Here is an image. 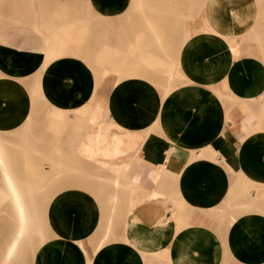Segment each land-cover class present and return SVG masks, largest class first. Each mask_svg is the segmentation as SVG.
I'll list each match as a JSON object with an SVG mask.
<instances>
[{
  "label": "crops",
  "instance_id": "1",
  "mask_svg": "<svg viewBox=\"0 0 264 264\" xmlns=\"http://www.w3.org/2000/svg\"><path fill=\"white\" fill-rule=\"evenodd\" d=\"M202 1L165 93L102 61L108 41L163 29L161 0H0V136L18 175L25 160L48 175L31 190L43 239L7 264H264V0ZM98 129L120 145L105 168L80 154Z\"/></svg>",
  "mask_w": 264,
  "mask_h": 264
},
{
  "label": "rangeland",
  "instance_id": "2",
  "mask_svg": "<svg viewBox=\"0 0 264 264\" xmlns=\"http://www.w3.org/2000/svg\"><path fill=\"white\" fill-rule=\"evenodd\" d=\"M37 3L43 2L44 0H35ZM179 1V0H177ZM85 2V1H84ZM89 1H87L88 3ZM184 6L183 9L180 10L179 13L176 15H171V19L174 20V25L172 27H176L178 29L174 31H168L165 30L168 28L165 23H168V13H170V6L172 5V8L176 7V3L172 2L170 0H161V9L160 14L156 16V20L161 23V27L163 29L161 31H155L153 30L154 26H152L150 31H144V32H131L129 33V37H126L123 42H118L119 47L113 49L111 48L114 43L112 41H108L107 44L108 47L105 48V51L102 53V61L103 59H107L108 57L111 59L114 58V61H123L126 64V71L128 70V67L130 70L135 71L137 74H140L146 78H149L150 81H154L158 86L163 88V91L165 93H168L170 88L173 86L174 82L178 79L177 77V56L179 52V48L181 45V38H185L186 33H182V28H184V25L186 22L192 23L196 21L197 14L201 9V5L203 3L202 0H183ZM86 4V2H85ZM89 4V3H88ZM178 7V6H177ZM156 10H159L158 6L156 7ZM138 12V11H137ZM146 16V23L152 24L149 20V15ZM112 33L117 34L118 36L121 35V32H106V34L112 35ZM125 34V33H123ZM49 40V39H48ZM50 41V40H49ZM55 41V42H54ZM57 38H55L52 42L54 43V46L57 45ZM136 46V47H135ZM124 47V48H123ZM52 54V52H51ZM47 57V59H51L52 56ZM112 58V59H113ZM109 59V60H110ZM142 59V60H141ZM148 62V63H147ZM152 62V63H151ZM159 62V63H158ZM162 66V67H161ZM165 68V69H164ZM105 71V70H104ZM110 71H113L116 75H120V73H116L114 71V68ZM121 72V71H120ZM172 73V77L169 78L168 74ZM97 82L98 87H105L106 83H112L116 84L119 82V80L114 81H95ZM36 89V99L33 97L32 101L39 105H47L48 103L44 100L40 89L38 80L36 82L33 81V89ZM47 107V106H46ZM54 116L57 119L63 113H59L57 111L54 112ZM86 113V112H85ZM82 112H78V114H81L82 116L85 115ZM58 115V116H56ZM31 119H33V116L31 115ZM32 121V120H31ZM6 148H7V156L9 157L10 164L12 166V169L17 172V167L19 166L16 163V160H14V155L11 154V146L8 141H6ZM25 141L23 142V146H25ZM120 145L115 144L113 153L110 149V145H106V132H100V130H97V133L94 135L92 139L88 138L87 143L82 146L80 149V154L82 157H85L88 161L94 162L95 164H101L103 168L106 166V158L116 156L119 153ZM24 149V148H23ZM26 150V148H25ZM99 159H97V158ZM28 163V161L25 160L24 165ZM29 161V168L33 173H37L39 171V167L37 166V161L32 162ZM41 163V160L39 161ZM16 163V164H15ZM34 164V165H33ZM45 164H48V161H46ZM18 165V166H17ZM23 165V170H24ZM17 166V167H16ZM33 166V168H32ZM41 166V165H40ZM43 166V165H42ZM42 175L39 176V180L41 179ZM43 178L41 184L43 183ZM7 201V202H6ZM6 202V203H5ZM6 205L7 208H4L3 206ZM4 208V209H3ZM42 209L45 211V208L42 206ZM0 213H5V215L8 218V221L10 223H13L11 225H6L7 229L10 230L11 236L6 242V246L4 251L6 250V247L8 245L9 240L14 235L17 222L15 219V215L13 213V207L10 205V202L7 200V198L4 195V192H2L0 187ZM4 251L2 254V257L4 255ZM26 249H24V253H26ZM28 254V253H27Z\"/></svg>",
  "mask_w": 264,
  "mask_h": 264
},
{
  "label": "bare ground",
  "instance_id": "3",
  "mask_svg": "<svg viewBox=\"0 0 264 264\" xmlns=\"http://www.w3.org/2000/svg\"><path fill=\"white\" fill-rule=\"evenodd\" d=\"M46 42L48 44L50 43L48 38L46 39ZM114 71L116 73H120L121 70L120 68H114ZM172 76H173L172 73L168 74L169 78H171ZM37 80L38 79H36V82ZM35 95H36V89L34 88L31 93V100L33 99V97H35ZM78 112H82L84 114L86 112V108H83L82 111L80 110ZM27 120L30 123V121L32 120L31 116ZM23 148L25 150L26 145L23 146ZM6 151H7L6 142L4 138L0 136V172H1V184H0L1 186L0 187H1L2 192H4L5 197L10 202V205L13 207V213L15 215V219L17 222L14 235L9 240L8 245L6 247L8 248V254L10 255L8 257H4L2 259L1 264L9 263L10 257L12 260L14 257L20 256L21 252L24 253V249H26V247H28V249H26L27 250L26 253L28 252L29 254V233L30 232H33L35 234L38 243L42 241L43 239L42 216H43L44 210L42 209V206H36L35 202L31 200L33 196V192L31 190H32V184H41L40 181H42V178L43 180H45L48 177V175H45V176L43 175L40 165L37 164L35 161H32V162H35L37 166L39 167V171L37 173L35 172L33 173L32 172L33 169L31 171L29 168L30 166L28 165L29 162L28 163L26 162L25 165L23 164L25 175L23 176L18 175L17 174L18 172L12 169V166L10 164L12 161L10 162L11 159L9 160V157L7 156ZM98 165L102 167L101 164H98ZM41 175L42 177L39 180L38 178Z\"/></svg>",
  "mask_w": 264,
  "mask_h": 264
}]
</instances>
